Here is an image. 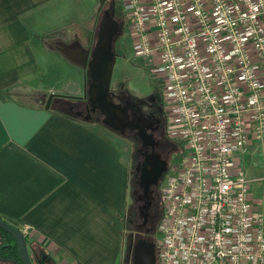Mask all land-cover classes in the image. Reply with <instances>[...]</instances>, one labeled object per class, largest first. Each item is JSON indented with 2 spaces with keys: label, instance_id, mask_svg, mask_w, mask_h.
Returning a JSON list of instances; mask_svg holds the SVG:
<instances>
[{
  "label": "built area",
  "instance_id": "2783aa9c",
  "mask_svg": "<svg viewBox=\"0 0 264 264\" xmlns=\"http://www.w3.org/2000/svg\"><path fill=\"white\" fill-rule=\"evenodd\" d=\"M125 8L132 52L162 80L168 135L184 149L159 195L158 264H264V211L242 166L264 141V0Z\"/></svg>",
  "mask_w": 264,
  "mask_h": 264
},
{
  "label": "crops",
  "instance_id": "0c3cea01",
  "mask_svg": "<svg viewBox=\"0 0 264 264\" xmlns=\"http://www.w3.org/2000/svg\"><path fill=\"white\" fill-rule=\"evenodd\" d=\"M54 1L0 0V217L29 225V239L55 264H121L125 238L116 219L131 187L119 140L34 100L55 93L60 80L61 53L36 30ZM258 157L264 166L263 141L251 144L242 166L264 195ZM252 198L264 211V201Z\"/></svg>",
  "mask_w": 264,
  "mask_h": 264
},
{
  "label": "rangeland",
  "instance_id": "374dc122",
  "mask_svg": "<svg viewBox=\"0 0 264 264\" xmlns=\"http://www.w3.org/2000/svg\"><path fill=\"white\" fill-rule=\"evenodd\" d=\"M105 0H56L54 1L53 8L49 13L43 15L41 25L37 26L36 30L39 36L45 38V43L50 47L56 49L61 53V57L65 59L67 56L63 55L64 52L60 49L59 43L67 44L70 46H77L81 48L93 47L96 43L97 33L99 30L100 21L103 16L104 10L107 9V3L103 6L102 3ZM119 3V10H117V18H122L120 28V38L118 44V56L114 70V77L112 82L113 89H124L130 95L142 100L153 93L161 94L162 80L156 77L152 72L149 61L136 57L133 50V39L129 30L130 17L126 13V4L129 0H112ZM107 2V1H106ZM116 18V19H117ZM118 40V39H117ZM65 57V58H64ZM68 58V57H67ZM58 59V63L55 68L58 69L56 77L60 80L54 81L53 90L55 94L65 96H78L84 97L86 87L89 85V75L87 69L76 64L72 60ZM75 64V65H74ZM74 65V66H73ZM52 82V81H51ZM50 82V84H51ZM51 92L37 93L35 99L43 98L46 105L47 99ZM46 101V102H45ZM171 139V138H170ZM117 142L123 148L124 158L127 161L131 177L134 170L135 163L130 152L128 138L119 137ZM172 142L177 145V150L172 156L171 168L168 176L172 173V168L177 167L184 154L183 146L180 142L172 139ZM264 144V141H263ZM264 159V157H263ZM257 170L259 174L257 177L264 176V166L260 165L261 157L256 158ZM255 172V173H256ZM257 179V178H256ZM253 190L251 191L254 197L264 201L263 192L258 187L261 180H254ZM165 184V181H164ZM163 184V185H164ZM131 189H129V202L132 201ZM163 204V203H162ZM257 205V203H256ZM264 205V204H263ZM163 208V207H162ZM123 218L117 217L116 224L120 227L125 238L124 256L121 264H124L127 257L128 248V230L124 226ZM158 234V232H157ZM156 234V235H157ZM158 236L154 241L157 242ZM0 264H10L7 261H0Z\"/></svg>",
  "mask_w": 264,
  "mask_h": 264
},
{
  "label": "water",
  "instance_id": "95a60500",
  "mask_svg": "<svg viewBox=\"0 0 264 264\" xmlns=\"http://www.w3.org/2000/svg\"><path fill=\"white\" fill-rule=\"evenodd\" d=\"M107 0L102 5L104 6ZM96 43L90 48L77 47L75 49L63 48V55L70 60L87 69L89 75V85L86 87L85 98H88L89 106L92 111L99 110L104 115V124L115 131L124 132L128 127L138 128L143 146L155 147L152 135L142 129L138 122H133L129 111L121 103H116L112 88L114 70L117 61L116 38L120 33V23L110 13L109 9L104 10ZM64 46V44H63ZM65 47V46H64ZM85 50V51H82ZM58 94H49L46 102V109H50L53 100ZM167 162L155 152L147 153L144 161L138 167L140 173V185L144 188V208L147 209L152 204L151 185L157 184L161 179ZM0 229L10 234L18 244L19 256L23 264H35L28 245L27 236L24 232L13 226L11 223L0 217ZM157 244L154 241L140 239L135 243L133 250L134 264H158ZM52 258L48 260L51 261Z\"/></svg>",
  "mask_w": 264,
  "mask_h": 264
},
{
  "label": "flooded vegetation",
  "instance_id": "af4514ba",
  "mask_svg": "<svg viewBox=\"0 0 264 264\" xmlns=\"http://www.w3.org/2000/svg\"><path fill=\"white\" fill-rule=\"evenodd\" d=\"M107 0V4H111L112 6L114 4V1ZM106 4V5H107ZM119 3L117 1L115 2V12H117V6ZM117 15V13H116ZM119 38L120 35L117 36L116 41V54L118 56V44H119ZM65 46V47H64ZM59 43L60 49L63 51V48L67 49V44ZM70 48H77V46L73 47L68 45ZM82 51H85L82 49ZM114 93V99L116 103H121L124 107H126L129 111L130 118L133 122H138L139 125L142 127V129L146 130L147 133L152 135V140L155 143V147L152 146H143L141 137L138 134V128H131L128 127L124 132L121 131H115L118 133V137H124L128 138L130 140L129 145L133 147L134 153L132 155L134 160V170L132 171L133 175L132 177L135 178L136 182H134V195L133 200L129 203L128 209H126L125 218L123 220L124 226L128 230V248L126 249L127 252H129V256L124 262V264H134V258H133V250L134 245L136 242H138L140 239H145L148 241H152L148 239V235H150L154 230L150 227V224L155 223L154 221H157L156 217L159 214L158 209L156 208L155 199L157 191H159L158 196L160 195V191L162 189V186L164 184V181H166L170 168H171V162L174 161L172 156L174 152L177 150V145L172 142V139H170L168 135V119L166 116L165 111V103L163 98V93L161 90V94L153 93L152 95L139 100L138 98L130 95L126 90L124 89H113L112 91ZM82 101L79 106H77V109L74 110V108H71V111H74L77 115L82 116L84 120L87 121H93V122H103L104 115L101 114L99 110L92 111L91 107L89 106V102L85 101V97H81ZM104 123V122H103ZM110 128V127H109ZM112 129V128H110ZM157 153L161 156L163 160L167 162L165 171L159 180L157 184L151 185V191L152 197L151 201L152 204L147 209V213L145 214L143 211L146 209L144 208L145 199H144V188L140 185V173L137 170L140 164L144 161L145 156L147 153ZM131 197V196H130ZM131 197V198H132ZM160 197V196H159ZM161 199V197H160ZM132 204V205H131ZM131 205V206H130ZM164 212V210H163ZM122 223V224H123ZM158 232V228L155 231L153 236L156 238V235ZM157 244V242H156ZM49 258H45L40 261V264H49ZM36 264V263H35Z\"/></svg>",
  "mask_w": 264,
  "mask_h": 264
},
{
  "label": "trees",
  "instance_id": "16d2710c",
  "mask_svg": "<svg viewBox=\"0 0 264 264\" xmlns=\"http://www.w3.org/2000/svg\"><path fill=\"white\" fill-rule=\"evenodd\" d=\"M115 2L116 1H114V4H115ZM114 4L112 6H110L111 4L108 3L107 9H109L110 13L113 16H115V18H117L116 13H114L115 12ZM117 10H119V4L117 6ZM117 20L119 21V23L121 25L122 18H117ZM119 35H121V34L119 33ZM116 41H117V38H116ZM84 100L87 102L88 98H86ZM81 101H82L81 97H78V96L76 97V96L58 95L53 100V103H52L51 107H49L50 108L49 110L56 112V113H59V114H62L64 116H68V117H70L74 120H77V121H79V120L81 122L87 121V120H84L82 116H79L74 111H71L72 107L74 108V110H76L77 106H79L81 104ZM96 124L99 127H101L103 130H105V132H109L115 138L119 139V137L117 136L118 133L114 132L113 129H110L103 122H96ZM129 147H130V152L133 155V153H134L133 147L131 145H129ZM132 175H133V173L131 174L130 183H129L130 187H131V197L134 195L133 187H134V182H136L135 181L136 179L133 178ZM158 194H159V191H157V194L155 195L156 196L155 204H156V208L158 209L159 214L156 217L157 221H154L155 223L150 224V227L153 228L154 231L150 235H148V237L150 236L148 239H150L152 241H156L155 238L151 235L154 234L155 231L157 230V228L159 227V224H160L159 221H161L163 213H164L163 212L164 209L162 208L163 204H162V201H161L160 197L158 196ZM132 200H133V197H132ZM126 211L123 215H120L118 217L123 218V220H124ZM26 240L28 241V245H29L34 263L40 264L41 260H43L45 258H50L46 253H44L43 249L40 248V246H38L35 242H33L32 240L29 239V236H27ZM18 253H19L18 244L15 241V239L10 234H8L5 231H3L2 229H0V261H7V262H10V264H23ZM128 256H129V252H127L126 259L128 258ZM49 264H55L54 260L51 259Z\"/></svg>",
  "mask_w": 264,
  "mask_h": 264
},
{
  "label": "bare ground",
  "instance_id": "6f19581e",
  "mask_svg": "<svg viewBox=\"0 0 264 264\" xmlns=\"http://www.w3.org/2000/svg\"><path fill=\"white\" fill-rule=\"evenodd\" d=\"M164 214V213H163ZM163 217V216H162Z\"/></svg>",
  "mask_w": 264,
  "mask_h": 264
}]
</instances>
